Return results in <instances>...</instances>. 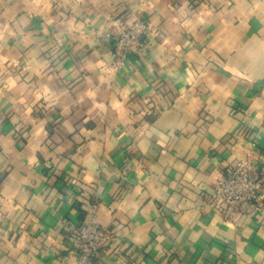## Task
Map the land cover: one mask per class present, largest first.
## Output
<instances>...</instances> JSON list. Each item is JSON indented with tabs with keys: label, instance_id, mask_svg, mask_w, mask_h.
I'll return each instance as SVG.
<instances>
[{
	"label": "crops",
	"instance_id": "0c3cea01",
	"mask_svg": "<svg viewBox=\"0 0 264 264\" xmlns=\"http://www.w3.org/2000/svg\"><path fill=\"white\" fill-rule=\"evenodd\" d=\"M147 20L119 66L107 32ZM264 160V0H0V264H264V209L211 198Z\"/></svg>",
	"mask_w": 264,
	"mask_h": 264
},
{
	"label": "built area",
	"instance_id": "2783aa9c",
	"mask_svg": "<svg viewBox=\"0 0 264 264\" xmlns=\"http://www.w3.org/2000/svg\"><path fill=\"white\" fill-rule=\"evenodd\" d=\"M147 28L146 19L135 17L131 23L121 24L116 32L105 34L112 43L117 65H123L130 53L145 49ZM211 198L222 207L228 221L263 211L264 160H237L214 182ZM67 240L70 248L66 256L74 257L76 264H90L91 260L109 251L112 235L97 222L95 204L90 203L85 218L67 230Z\"/></svg>",
	"mask_w": 264,
	"mask_h": 264
}]
</instances>
